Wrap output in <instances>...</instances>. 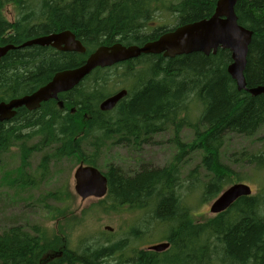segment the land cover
<instances>
[{"label": "trees", "instance_id": "16d2710c", "mask_svg": "<svg viewBox=\"0 0 264 264\" xmlns=\"http://www.w3.org/2000/svg\"><path fill=\"white\" fill-rule=\"evenodd\" d=\"M123 1L0 0V46H19L35 37L69 31L85 48L84 54L37 45L7 52L0 59V102L36 91L55 73L82 65L100 46H142L164 32V27L145 32L144 6L148 0H140L141 6L132 8ZM165 1V10L181 26L209 18L217 0ZM172 1L178 4L168 11ZM129 2L140 5L135 0ZM8 3L18 4L21 10L13 23L3 14ZM234 11L238 24L253 33L244 72L246 87L264 85V0H238ZM230 62L229 52L222 50L215 55L194 53L173 59L141 55L112 67L96 68L67 94L59 95L65 112L52 100L30 112L19 108L11 120L0 122V156L16 146L21 165L26 167L33 152L45 150L49 154L40 165L44 171L50 160L73 158L96 167V155L108 144L138 150L167 129L172 131L171 143L179 149L170 164L141 166L133 175L108 166L104 173L107 194L98 202L103 211L115 207L145 210L146 225L164 228L163 241L170 244L164 252L132 248L130 257H125L124 240L92 242L77 250L69 249L65 242L60 255L49 254L58 239L54 243V238L51 241L36 227L29 232L14 226L0 231V264H264V152L240 154L254 176H263L256 194L240 197L213 218L193 221L197 204L216 199L232 177L238 182L247 180L246 175L220 163L226 135L253 137L264 125V95L238 91L226 71ZM144 72L151 78H144ZM110 79H126L130 86L112 111L100 112V102L114 92ZM71 107L74 114L67 112ZM183 129L193 133L190 144L179 139ZM35 138L37 142L29 146ZM195 151L203 153L204 182L197 169L184 178L180 175L182 159ZM22 178L24 184H33L31 178ZM188 179L190 185L186 184ZM193 198L198 199L195 205L190 203ZM135 234L131 229L134 238Z\"/></svg>", "mask_w": 264, "mask_h": 264}, {"label": "rangeland", "instance_id": "374dc122", "mask_svg": "<svg viewBox=\"0 0 264 264\" xmlns=\"http://www.w3.org/2000/svg\"><path fill=\"white\" fill-rule=\"evenodd\" d=\"M146 3L148 6L144 7L149 8L150 1L148 0ZM165 3V0H159L155 13L146 12L145 32L150 33L160 27L167 29L176 23L172 15L165 10L163 6ZM32 4L35 7L33 2ZM177 4L178 2L172 1L168 11ZM20 11L19 5L15 3H8L3 7L4 17L11 23L20 17ZM143 76L151 78L146 72ZM109 82L115 87L112 93L118 91L117 85L124 84L127 88L130 86V82L126 79L121 82L110 79ZM188 121L195 122V119L188 118ZM172 136V131L167 129L153 136L150 142L143 144L138 150L134 147L110 146L108 144L100 154L96 155L95 168L105 173L108 166H115L124 174L133 175L141 166L151 168L166 166L179 155V149L171 143ZM179 139L183 144H190L193 140V133L183 129ZM37 140L38 138L31 140L28 145L33 146ZM257 151L264 152V125L253 137L226 135L219 154L220 163L235 173H241L243 177L246 175L247 180L238 182L232 177L230 184L224 186L220 194L236 183L249 186L252 194L257 193L259 187L257 184H260V180L263 182V176L260 178L254 176L252 167L245 164L240 156L243 152ZM48 154L49 152L45 150L33 152L26 167L21 165V154L16 146L0 156V231L20 226L32 232V229L36 227L46 233L51 241L54 238V243L55 239H58L57 247L54 244L48 252L49 254L57 253V255L63 252L65 242L69 249L77 250L80 248L79 246L92 242L114 244L125 240L127 247L124 251L125 257H130L132 248L146 249L149 245L165 242L162 238L165 234L164 228L156 230L153 224H145L148 218L145 210L115 207L103 211L98 206L100 200L82 202L73 192V172L81 163L85 164L75 158L71 161L63 160V162L50 160L48 170L44 171L40 165ZM87 154L90 155V152L87 151ZM202 156L201 151L186 154V157L181 161L180 175L182 178L186 177L190 171L197 169L200 180L202 182L207 180L201 166ZM26 176L32 179V185L21 182L22 177ZM188 180L186 184L190 185L191 180ZM54 192L62 194L53 197ZM200 196L197 197L200 198ZM214 200L210 199L197 204L193 212V221L201 222L213 218L215 215L210 214L209 209ZM197 201V198H193L190 203L195 205ZM105 227L112 230L106 231ZM133 228L137 232L135 238L131 235ZM147 232L150 234L147 235ZM147 236L154 240L147 242L149 240L146 241ZM204 263L202 262V264Z\"/></svg>", "mask_w": 264, "mask_h": 264}, {"label": "water", "instance_id": "95a60500", "mask_svg": "<svg viewBox=\"0 0 264 264\" xmlns=\"http://www.w3.org/2000/svg\"><path fill=\"white\" fill-rule=\"evenodd\" d=\"M237 1L217 0L214 13L209 18L177 26L142 46H124L115 43L108 47H98L79 67L57 72L47 84L30 94L8 102H0V122L11 120L19 108L34 111L38 110L41 104L56 100L58 94L72 90L96 68L111 67L141 55H162L164 58L173 59L194 53L205 56L215 55L218 50H225L229 52L231 61L226 71L237 90H244L251 96L264 95V85L246 87L244 72L253 33L238 24L234 11ZM33 45L50 46L62 52L85 53L84 46L71 32L62 31L32 38L19 46L1 45L0 59L11 50ZM125 95L126 91L120 90L104 99L99 104L100 111H111ZM58 105L61 107L62 104L59 102ZM73 181V192L82 202L87 199L99 201L107 194V178L93 166H85L81 163L73 172ZM251 194L252 190L249 186L243 183L233 184L213 201L209 212L212 215L222 213L240 197H248ZM104 230L112 229L105 227ZM169 245L168 242H161L147 247V250L162 253L169 248Z\"/></svg>", "mask_w": 264, "mask_h": 264}, {"label": "flooded vegetation", "instance_id": "af4514ba", "mask_svg": "<svg viewBox=\"0 0 264 264\" xmlns=\"http://www.w3.org/2000/svg\"><path fill=\"white\" fill-rule=\"evenodd\" d=\"M135 1H136V2L138 1V2L140 3V5H133L132 3L129 2V0H128V1L124 0L123 2H126V5H127L128 8H132V7H140V6H141V1H140V0H135ZM157 1H158V0H151V1H150V4H149V8L147 7L146 12H153L154 10H156V9H157V5H158V4H157ZM123 5H124V4H123ZM142 7H143V6H142ZM177 26H180V25H178L177 23H174V25H173L172 27L165 29L164 32H163L162 34H164V33L168 32V31L174 29V28L177 27ZM162 34H161V35H162ZM45 36H46V35H45ZM159 36H160V35H159ZM159 36H158V37H159ZM45 47H50V46H45ZM70 53H71V52H70ZM120 88H123V87L121 86ZM126 90H127V89H126ZM67 93H68V92L63 93V94H67ZM60 95H61V94H60ZM126 95H127V94H126ZM105 98H106V97H105ZM105 98H104V99H105ZM104 99H103V100H104ZM103 100H102V101H103ZM55 102H56V103H57V102H60L62 105H61V107H59V106H58V107H59L60 110H63V111H64V109H65V104H64L62 101H60V99H59V95H58V97H57V101H55ZM117 104H118V103H117ZM116 106H117V105H116ZM116 106H115V107H116ZM115 107H114V108H115ZM98 108H99V107H98ZM114 108H113V109H114ZM113 109H112V110H113ZM112 110H111V111H112ZM27 111H28V110H27ZM29 112H30V111H29ZM64 112H65V111H64ZM67 112H69V114H72L73 110L69 109ZM105 112H110V111H105ZM87 200H93V199H87ZM87 200H86V201H87ZM93 201H95V200H93Z\"/></svg>", "mask_w": 264, "mask_h": 264}, {"label": "bare ground", "instance_id": "6f19581e", "mask_svg": "<svg viewBox=\"0 0 264 264\" xmlns=\"http://www.w3.org/2000/svg\"><path fill=\"white\" fill-rule=\"evenodd\" d=\"M156 11H157V9L154 10L153 12L155 13ZM213 13H214V12H213ZM212 15H213V14H212ZM212 15H211V16H212ZM10 23H11V22H10ZM186 24H189V23H186ZM183 25H185V24H183ZM152 32H153V31H152ZM29 40H30V39H29ZM25 42H26V41H24L23 43H25ZM149 42H150V41H149ZM23 43H21L20 45H22ZM146 43H147V42H146ZM110 46H111V45H110ZM136 46H138V45H136ZM105 47H108V46H105ZM222 51H225V50H222ZM59 52H62V51H59ZM161 56H162V55H161ZM162 57H163V56H162ZM177 57H181V56H177ZM163 58H164V57H163ZM174 58H176V57H174ZM228 65H229V64H228ZM228 65H227V66H228ZM78 67H79V66H78ZM76 68H77V67H76ZM73 69H74V68H73ZM55 74H56V73H55ZM55 74H54V75H55ZM54 75H53V76H54ZM122 87H123L124 89H127V87H126L125 85H122ZM241 91H244V90H241ZM245 92H246V91H245ZM246 93H247V92H246ZM113 95H114V93L111 92V93H109V94L106 96V98H109V97H111V96H113ZM250 96H251V95H250ZM106 98H105V99H106ZM70 109L73 110L72 114H74V113H75V108L71 107ZM99 111H100V110H99ZM100 112H102V111H100Z\"/></svg>", "mask_w": 264, "mask_h": 264}]
</instances>
